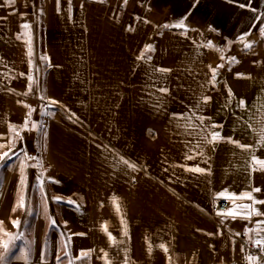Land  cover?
<instances>
[{
	"label": "crops",
	"instance_id": "crops-1",
	"mask_svg": "<svg viewBox=\"0 0 264 264\" xmlns=\"http://www.w3.org/2000/svg\"><path fill=\"white\" fill-rule=\"evenodd\" d=\"M261 29L264 0H0V222L16 230H0L2 264H249L238 238L264 239V215L213 204L264 201Z\"/></svg>",
	"mask_w": 264,
	"mask_h": 264
},
{
	"label": "snow or ice",
	"instance_id": "snow-or-ice-1",
	"mask_svg": "<svg viewBox=\"0 0 264 264\" xmlns=\"http://www.w3.org/2000/svg\"><path fill=\"white\" fill-rule=\"evenodd\" d=\"M124 2L127 3V0H124ZM59 3H60V0H57V5H59ZM42 11L43 10L41 9V12ZM58 11H59V8H58ZM177 26L183 27V22H181V24L180 25H177ZM21 27L24 28L25 30H27V29H30L31 28V25L25 23ZM261 35H264V29H261ZM18 38H20L19 35H18ZM241 39H243V38H241ZM251 47H252V44H250V43H245L244 44V49L245 50H247V49H249ZM151 51H152V46L151 45H145L144 46V50L141 51V55L138 56L137 59H139V60H143L145 58L150 59V56H148V53L151 52ZM28 55L30 57L32 55L31 48H29ZM41 59L42 60H47L48 57L45 56V57H42ZM231 60L233 62L238 63V61L236 60L235 57H232ZM223 67H225V65L224 64H220V65H217L215 68H211L213 86H215L214 85V82L216 80L217 70L219 68H223ZM156 70L157 71H160V72H168V71H170L169 69H163V68H158ZM21 75H25V74L24 73H21ZM236 75H237L238 78H241V77L244 76L243 73H237ZM27 79L29 81L28 89H29V91H31L33 85L36 84V80L32 76H28ZM159 91H161L163 93H167L168 92V89L167 88H161V89H159ZM229 92H230V90H229ZM24 94L26 95L27 93H24ZM230 94H231V92H230ZM210 99L211 98L208 97V96L202 97V101H203L204 104L208 103V101ZM51 103L52 104H56L57 102L56 101H52ZM244 103L245 102L243 100H241L239 102V106L240 107H243L244 106ZM196 107L197 108H200L201 107V103L198 102L196 104ZM30 112H31V110H30ZM29 116H30V113H29ZM28 122L29 121L26 119L25 120V127H27ZM201 122H203V120ZM32 127H33V129H35L37 127V124H33ZM212 127L213 128H216V127H221V126L220 125H212ZM9 130L10 131H14V126H12L10 124L9 125ZM15 135H16L17 138L19 137V133L18 132H16ZM211 136H212L211 140H208L207 141L210 144L211 143L220 142L221 140L224 139L223 137H221V134L219 132H212ZM227 141L230 142V143H234L238 147H241L243 149H247V148L250 147L249 145L241 144L239 141H234L231 138H227ZM262 142H264V141H262ZM0 147H3V145H0ZM10 154H12V148H9V151L8 152H5L2 155H0V160H6L9 157ZM26 158L27 159H33V157H31V156H26ZM121 159H122V162L124 164L128 165L130 168H132L133 170H135L136 165L134 163H132V162L126 160V159H123V158H121ZM252 161H253V165H252L253 171H255V170L264 171V159H260V158H258L256 156H253L252 157ZM23 167H24V162L21 161V172L22 173H23ZM186 170L194 171V172H197V173H204L205 172V169L200 168V167H195L193 169H186ZM22 182H23V178L21 180V183ZM253 191L259 192V191H261V189L254 188ZM226 198H228V199H237V198H239V199H245L246 198L248 200H252L253 201V204L252 205H244V206H241V207H237L235 209L230 208V209H228L226 211V213H220V212H218L217 215H226L228 217H231L232 219H236L237 217L244 218V219H251L252 215H256V216L264 215V213H260L253 206L254 204H257V203L264 204V201H256V200H254L250 192L242 193V194H240L239 197H236V194H231L229 197H226ZM113 205L116 208V210L119 211V204L116 202L115 199L113 200ZM18 206L19 207H25V201H24V198L23 197H20V199L18 201ZM15 210H16V208L14 207L13 208V211H15ZM46 212H47V208H45V213ZM121 222L123 224V220ZM12 223H13V226H18L20 222L19 221H13ZM51 223H52L53 226H55V221L54 220H52ZM257 227L260 229L261 232H264V220L257 221ZM0 230H3V222H0ZM102 230L105 231V233L109 236V239L110 240H113L114 239L111 236V233H108L106 226H103L102 225ZM124 234L127 235V232L125 231ZM16 238L17 237H11V239L9 241V244H11L12 241H14V239H16ZM67 239L70 241L71 237H68ZM252 243H253V246H255L257 248H264V239H257V240L252 241ZM9 244H5L4 245L5 252L8 250ZM160 248L163 249L165 252L167 251V248L164 245H160ZM90 251L91 250H81L80 255L78 257H76L75 259L82 261V260L88 258V256L90 255ZM68 255H69V252L67 250V244H66L65 245L64 256H68ZM107 255L108 254L105 253L106 264H110V262L106 259L107 258ZM3 258H4L3 255H0V264H2ZM56 259H57V261H60L61 260V256L60 255H57L56 256ZM247 260H248L249 264H259V258H257V257L249 256V257H247ZM69 264H72V261L71 260L69 261Z\"/></svg>",
	"mask_w": 264,
	"mask_h": 264
},
{
	"label": "built area",
	"instance_id": "built-area-1",
	"mask_svg": "<svg viewBox=\"0 0 264 264\" xmlns=\"http://www.w3.org/2000/svg\"><path fill=\"white\" fill-rule=\"evenodd\" d=\"M227 207V201L222 198H218L214 201L213 204V210L215 212L224 211ZM238 240L242 245L245 246L247 253L249 256H254L259 258V263L264 264V249L263 248H257L253 246V243H251L244 234L239 236Z\"/></svg>",
	"mask_w": 264,
	"mask_h": 264
},
{
	"label": "rangeland",
	"instance_id": "rangeland-1",
	"mask_svg": "<svg viewBox=\"0 0 264 264\" xmlns=\"http://www.w3.org/2000/svg\"><path fill=\"white\" fill-rule=\"evenodd\" d=\"M0 155H1V152H0ZM16 157H17V155L14 158H16ZM6 167H8V166H6V165H0V174L6 169ZM15 231H16L15 229H12L8 225L5 224L3 226V230H2V233L3 234L2 235H3V237H6V236H9L10 237V236L15 235ZM19 255H20V253H19Z\"/></svg>",
	"mask_w": 264,
	"mask_h": 264
}]
</instances>
